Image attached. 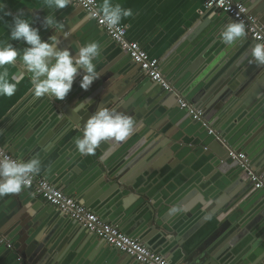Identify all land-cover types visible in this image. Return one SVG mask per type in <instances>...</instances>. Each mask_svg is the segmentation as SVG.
Returning a JSON list of instances; mask_svg holds the SVG:
<instances>
[{"label":"water","instance_id":"water-1","mask_svg":"<svg viewBox=\"0 0 264 264\" xmlns=\"http://www.w3.org/2000/svg\"><path fill=\"white\" fill-rule=\"evenodd\" d=\"M246 3L252 9V14L264 26V0H248ZM78 10L81 13L83 11L81 8ZM75 14L78 16L77 12L73 13V15ZM77 16L71 20L74 22L77 19V23L74 26L70 24V30L67 31L66 29L63 36L60 37L61 40L66 41L62 42V47L58 49L68 48L75 52L79 47L88 43L90 36L80 38L83 35L80 31V16L76 18ZM221 16L232 20L226 14L222 13ZM83 18L85 21L90 20L87 14ZM222 18L220 19L222 20ZM91 22L97 30L98 26H96L95 21ZM232 22L234 21L232 20ZM64 33L68 34L67 38L64 37ZM104 38L106 37L96 41L102 48L99 57L94 61L97 71L100 73L99 78L93 82L87 91L80 88L74 93L69 92L62 101L54 100L50 95H45L49 105L48 109L45 110L48 115L47 123L53 124V128L52 126L51 128L56 130V139L59 141L63 138L61 135L66 133H70V138L76 140L82 136L83 125L88 117L99 108L106 107L132 117L135 122L134 130L122 142L113 140L101 142L95 150L100 154L94 153L95 158L93 157L94 154H90V158L86 157L87 155L77 157L75 163H81L82 170L78 169L74 172V170L72 171L73 168H70V171L61 174L60 182H57L55 186L60 187L65 194L69 195L66 191L68 187H70L69 191L74 187V189H78L80 184L85 183L86 178L89 179L98 173L99 182L104 183V187L109 191L112 192L115 189L123 195H134L135 200H137L136 205L144 204L148 211L154 209L150 212L151 218L147 220L150 230L144 237L137 238L138 241L141 244L144 243L146 248H150L155 253L159 252L164 258L170 257V253L175 251L172 256L174 259L170 261V264H174L176 259L182 258L184 255L182 248L185 241L203 221L211 218L221 220L222 218L225 219L223 226L225 228L232 224L238 225L250 217L252 214L250 210L253 207L250 193L254 190L253 184L242 172L238 163L229 158L228 148L219 143L213 135H208V130L200 122L194 120L187 109H181L179 100L187 102L195 110H200L204 120L209 123L214 133L225 141L231 150L236 153H244L250 159L254 171L264 179V65L248 62L244 69L245 72L241 71V75L244 77V79L239 80L242 82L241 87H239L240 83L237 85L235 80L230 79L229 75L231 74L227 72L228 78L226 77V79L217 80V78H213V85L205 86L200 82H198L200 84H196L193 82L194 80L192 82L186 80L182 89V82L171 80L165 73L163 74L164 79L172 89L167 91L160 84L145 77L140 66L136 64L135 73L130 75L129 66L132 61L129 56L126 52L120 51L112 39H109L112 43L106 45ZM247 38L249 39L246 41L244 51L248 47L252 49L254 46V40L250 37ZM249 56H241L235 66L239 65V69H241L242 63ZM238 71L240 70H237L236 74ZM80 73L74 80L76 83L73 82L75 85L79 83L77 80L83 74V70H80ZM193 88L196 90H192ZM79 100L91 101L78 105L79 110L72 112V107ZM182 114H187L188 118L182 120L179 117ZM210 115L215 116L213 121H210ZM234 122H238V124H234ZM237 125L239 130L242 129V136L239 139L234 136V144L230 142L225 133L230 132L229 127H236ZM41 134L37 136L39 140L42 139ZM37 138H35V142ZM108 144L112 146L108 147ZM144 145L147 146L142 148ZM121 148L123 149L120 150ZM152 149L161 151L163 155L171 157L169 159H174L177 162L187 161L200 155L204 156L200 160L201 166L198 165L199 168L203 169L204 176H196L189 171V173L194 174L188 183V193H186L192 196V201L189 204L168 203L173 207L168 212L162 211L158 207V203L156 208H152L158 198L151 195L152 192L140 191L135 187V174L132 177L124 176L127 174V169H133L139 161L146 159ZM5 151L14 153L11 148ZM30 154L23 156L22 159L25 160L26 156L32 157L34 152ZM112 157L114 160L108 162ZM69 159L70 157L66 158V161ZM59 164L62 165V163L57 165ZM164 166L166 168V165ZM179 167L181 168V166ZM179 167L178 169H180ZM192 170L195 171V169ZM153 171L150 172L153 173ZM186 172L188 171L186 170ZM44 173L39 172L36 176L49 179L51 172ZM155 173L156 176L154 175V177L157 178V171ZM239 181L243 184L240 185ZM192 184L193 186H190ZM25 192L31 194L29 190ZM76 195L77 201L86 207L85 200L82 201L83 198H81L82 194L76 192ZM3 199L5 206L0 215L4 213L5 217H0V261L5 259L6 264H55L64 244L61 229L63 228L64 233L65 229L68 231V229L73 228L74 226L70 225L71 222L77 226L80 225L68 217L67 223L61 225L63 222V218H61L56 227L46 233L51 218H48V215L40 214L38 211L34 212L30 201L27 197L25 198L22 192L21 194L5 196ZM131 199L133 198L131 197ZM35 200L38 201L36 198ZM206 203L210 208L208 213H204L208 209L205 207ZM194 204H196V208H193ZM261 204L264 205V198ZM168 217H170L169 220ZM191 218H194L195 223H197L192 226L191 230L185 231L183 234L177 230L178 226L182 224V219ZM45 220H47L46 223ZM256 221L257 219L254 222ZM166 223L178 226L175 231H169L165 228ZM223 227L220 228V231L223 230ZM57 228L60 229L57 230ZM247 229L251 232V228L247 227ZM43 235L44 237H41ZM154 235L164 239L160 242L164 247L162 250H155L154 247L146 244L149 237ZM88 238L92 237L89 236ZM93 238L96 239L95 244L89 245L88 242L81 244V251H78L80 257L84 256L86 259H90L89 254L92 250L97 247H105L107 250L97 264H105L104 259L110 250L115 253V255L112 253L115 256L112 262L115 264L120 262V254L115 248H110L94 235ZM1 249H4L5 252H1ZM86 253L88 254L86 255ZM260 254L261 261L264 263V244L261 245ZM214 259L218 264H222V261H219L216 256ZM107 260L109 264L111 259ZM131 260L134 259L129 257L124 264H130ZM135 262L139 264L137 261ZM186 263L188 262L185 261L184 264Z\"/></svg>","mask_w":264,"mask_h":264},{"label":"crops","instance_id":"crops-1","mask_svg":"<svg viewBox=\"0 0 264 264\" xmlns=\"http://www.w3.org/2000/svg\"><path fill=\"white\" fill-rule=\"evenodd\" d=\"M97 1L99 6L103 2V0ZM205 1L110 0L112 4H120L123 8H130L133 11L131 17L123 18L120 22L121 25L126 27V38L130 41L138 42L146 50L150 58L156 59L159 62L160 70L163 72L162 75L166 73L165 75L171 80L182 82V89L186 84V80L191 82L194 80L193 82L196 84L200 82L205 86L213 85V78H217V80L226 79L227 72L231 74L229 75L230 79L235 80L237 85L240 83L239 87H241L242 82L239 80L244 79L241 71L245 72L246 65L252 60V49L248 47L244 51L246 41L249 38L246 35L245 38L232 46L223 43L220 33H222L225 26L231 23L232 20L222 18V13L217 10H205ZM239 1L245 5L248 2V0ZM4 3L7 5V10L12 13H16L18 9L25 10V18L29 19L34 27L40 29V36L45 41L50 36L60 38L66 29L67 31L70 30V24L74 26L78 21L77 19L74 22L71 21L77 16L76 14L73 15V13L77 12L78 16L76 18L80 16V31L83 35L80 38H84L87 35L90 36L89 43L106 37L104 38V43L106 45L112 43L101 28L98 27V31L95 29L91 22L93 20H84L83 17L86 16L84 11L81 13L78 10L80 8L72 4L63 9L56 10L54 8H48L46 6V0H4ZM249 11L253 13L251 8H249ZM46 15H54L55 19L64 26L63 29L57 31L56 29L43 28L42 20ZM210 16L211 19L209 18ZM4 21L11 22V17L6 16L3 17V20H0V41L11 43L13 47L22 53L26 45L23 41L10 40L8 29L4 26ZM61 39H59L57 48H61L62 42L66 41ZM253 43L254 45L256 44L255 42ZM244 55L250 56L246 57L240 67L241 69H239V65L235 66V64ZM4 67L7 68L10 82L13 77H19L21 74H23V79L17 85V91L12 97H0V130H2L0 131V146L4 150L10 148L14 150V153L10 154L14 157L16 155L17 159H22L28 153L32 154L34 152L32 157H37L41 161L40 173L45 172L44 174H47V172H51L47 181L55 186L57 182H60L59 177L61 174L67 173L70 171V168H73L72 171L74 170V172L78 169L82 170V164L75 163V160L79 156L83 157V155L76 150L75 139L70 138V133L62 134L61 136L63 138L60 141L56 139V130H52L53 124L47 123L48 115L45 110L49 106L48 100L45 96L41 98H35L33 96L30 74L25 71L24 65L19 57L14 65H5ZM129 68L130 75H132L135 73L137 66L131 62ZM237 70L240 71L236 74ZM80 78L77 80L78 82ZM74 83L70 91L72 93L80 89L79 83L76 85ZM192 90H196V88ZM179 117L183 120L188 118V115L182 114ZM214 118V115H210V121H213ZM234 124H238V122H234ZM234 127H229L230 132L225 133L232 143L235 142L234 136L238 139L242 136V129L239 130L238 125ZM40 133H42V139L39 140L37 136ZM35 138H37L36 142ZM110 146L112 145L108 144V147ZM146 146L144 145L142 148ZM104 148H106L105 145ZM155 151L156 149H152L149 155L146 156V159H142L133 167L134 170L127 169V174L124 176L128 175L132 177L135 174V187L140 191L152 192L151 195L158 198V201L152 205V208H156L158 203V207L162 211L168 212L173 208L168 203L176 204V202H181L186 205L189 204L192 201V196L186 194L188 193V183L193 177V173L196 176H204L203 169L198 166L204 156H196L195 158H190L187 161L182 160L181 162L175 160V162L174 159H169L171 157L163 155L161 151ZM94 153H97L96 155L100 154L97 151ZM96 155L93 157L95 158ZM89 156L87 155L86 157ZM28 157L26 156L25 158L28 159ZM68 157L70 159L66 161ZM112 160H114V157L109 159L108 162ZM58 163H62V165H57ZM164 165H166V168ZM137 166L139 167L135 169ZM192 169H195V171ZM152 170H154L153 173L150 172ZM196 170L199 172L197 173ZM156 171L158 174L157 178L154 177ZM189 171L193 173H189ZM98 176V173H96L89 179L86 178L85 183L83 185L80 184L78 189H74V187L69 191L70 187H68L66 191L76 200V192L82 194V201L85 200L84 204L90 211L94 212L105 222L118 227L127 236L136 239L140 236L144 237L150 230L147 220L151 218L150 212L154 209L148 211L146 205H136V197L128 192L126 193L129 195H123V193H119L115 189L112 192L109 191L104 187V183L99 182ZM242 184L240 182V185ZM190 186H193V184ZM56 187L61 189L58 186ZM27 190L25 188L22 194L30 201L34 212L38 211L40 214L48 215L47 217L51 218V221L48 220L49 225L46 233L54 229L61 218H63L61 225L67 223V217L61 212L46 204L30 190L31 194H26L25 191ZM207 193H209L208 190ZM250 195L253 203V207L250 210L252 212L250 217H247L245 221L238 225L232 224L225 228L223 227L225 219L222 218L221 220L211 218L203 221L185 241L182 248L184 255L182 258L176 259L174 264H184L185 261L188 262L186 264H218L215 259L213 260L214 256L219 261H222V264H264L261 261L260 254L261 245L264 244V205L261 204L264 195L262 192L256 190H253ZM4 201L3 198H0V213L5 206ZM196 207V204H194L193 208ZM205 207L208 209L204 213H208L210 208L207 203ZM0 217H5V214L2 213ZM255 218L257 219L256 222H254L256 220ZM169 219L170 217H168ZM194 220V218L188 220L182 219L181 226H173L170 223H166L167 226L165 228L169 231H175V228L178 226L177 230L183 234L197 224ZM44 222L46 223L47 220ZM70 225L74 227L70 230L68 229V231L65 229L64 233L63 228L61 229L64 244L55 264H97L107 248L97 247L92 250L89 254L90 259H86L84 256L80 257L78 251H81V244L88 242L89 245H92L95 244L96 239L88 231L85 232L86 230L84 229L86 228H83V226H77L73 222ZM221 227H223L222 231H220ZM247 227L251 228V232L248 231L249 229ZM147 228L149 229L147 230ZM59 229L57 228V230ZM44 235L41 237H44ZM89 236L92 238H88ZM148 240L146 244L154 247L155 250H162L164 248L160 243L161 240H164L163 238L154 235L149 237ZM1 252L4 253L5 250L1 249ZM174 252L170 253V257L166 258L169 262L174 259L172 257L175 254ZM112 253H114L113 250H110V253L104 259L105 264H108L107 259H111L109 264H115L112 262L113 257H115ZM119 254L120 262L117 264H124L129 259V256L122 253ZM131 261L130 264H136L134 260ZM0 264H6V260H1Z\"/></svg>","mask_w":264,"mask_h":264},{"label":"clouds","instance_id":"clouds-1","mask_svg":"<svg viewBox=\"0 0 264 264\" xmlns=\"http://www.w3.org/2000/svg\"><path fill=\"white\" fill-rule=\"evenodd\" d=\"M72 4V0H46L48 8L63 9ZM102 22L112 31L116 29L123 18L131 17L133 11L123 8L120 4H112L110 0H103L99 6ZM10 16L11 22L4 21L11 41H23L22 53L11 43L0 41V97H12L17 91V85L23 79V74L9 80V73L5 65L12 66L17 59L22 61L24 69L30 74L32 94L35 98L50 95L54 100L62 101L71 91L76 76L83 70L79 80V87L87 91L95 80L99 78L94 61L99 57L102 48L95 41L79 47L75 52L68 48L58 49L59 40L50 36L47 41L40 36V29L25 18V10L18 9L16 13L7 10L4 0H0V20ZM211 19V16L209 17ZM45 29L61 31L60 24L54 15H46L42 20ZM68 34L64 33L67 38ZM220 37L228 46L236 44L246 37V27L243 21L228 23ZM250 63L264 65V43H256L251 50ZM87 101H78L71 109L78 111V105ZM134 119L115 109L99 108L84 122L82 136L76 138V150L82 155L94 154L96 148L103 141L113 140L122 142L134 130ZM2 131V130H0ZM41 161L37 157L28 160L13 159L0 148V198L21 193L30 186L34 175L40 172Z\"/></svg>","mask_w":264,"mask_h":264},{"label":"built area","instance_id":"built-area-1","mask_svg":"<svg viewBox=\"0 0 264 264\" xmlns=\"http://www.w3.org/2000/svg\"><path fill=\"white\" fill-rule=\"evenodd\" d=\"M72 5L81 8L91 20L95 21V24L117 44L119 49L126 52L134 64L140 66L145 77L149 78L152 82L160 84L167 91L172 90L162 75L159 62L156 59L150 58L146 50L138 42L130 41L126 38L125 26L120 24L116 29L110 31L103 24L102 13L99 12L97 0H72ZM204 9H217L218 12L226 14L234 22L243 21L246 27V35L252 38L255 43H264V26L241 1L206 0ZM179 104L181 109H187L193 119L200 122L208 130V135H213L219 143L228 148L229 158L238 163L242 172L253 184V189L262 192L264 195V179L254 171L250 159L244 153H236L231 150L226 142L210 128L209 123L204 120L200 110H195L182 100H179ZM7 154L11 158L17 159L10 153L7 152ZM26 189L41 198L46 204L61 212L64 216L86 228L97 239L104 241L119 253L132 257L139 264H170L166 258L146 248L137 239L127 236L118 227L105 222L94 212L80 204L74 197L65 194L46 179L34 175L30 186Z\"/></svg>","mask_w":264,"mask_h":264}]
</instances>
